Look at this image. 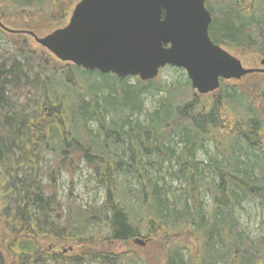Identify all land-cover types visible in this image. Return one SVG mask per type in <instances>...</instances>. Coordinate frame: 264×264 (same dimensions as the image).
<instances>
[{
  "label": "trees",
  "instance_id": "obj_1",
  "mask_svg": "<svg viewBox=\"0 0 264 264\" xmlns=\"http://www.w3.org/2000/svg\"><path fill=\"white\" fill-rule=\"evenodd\" d=\"M0 1L15 12H49L59 0ZM246 1L208 0V36L224 50L263 55L264 0ZM55 13L62 21L67 15ZM3 34L1 244L14 264L53 262L51 241L57 247L84 245L90 252L62 264H138L131 253L118 259L91 246L155 237L169 242L162 264L262 263L264 236H245L234 210L256 201L264 211V82H250L264 74L221 82L216 93L198 96L188 80L164 85L157 78H132L131 84V78L62 65L44 51L2 46V40L8 44ZM160 93L155 109L145 112L143 98ZM198 152L208 156L204 168L196 161ZM164 164L182 185L179 199L170 201L149 177ZM81 165L104 190V201L91 211L66 206L64 216L55 184L60 173L75 174ZM201 195L211 200L210 216ZM177 234L197 243L196 257L183 258ZM98 235L102 240H95Z\"/></svg>",
  "mask_w": 264,
  "mask_h": 264
},
{
  "label": "water",
  "instance_id": "obj_2",
  "mask_svg": "<svg viewBox=\"0 0 264 264\" xmlns=\"http://www.w3.org/2000/svg\"><path fill=\"white\" fill-rule=\"evenodd\" d=\"M208 0H80L67 24L34 42L57 61L117 79L154 80L165 67L182 69L198 96L221 82L264 73L212 43ZM216 1V0H213ZM0 29L7 30L0 21ZM264 66V57L260 61ZM134 244L143 245L134 240Z\"/></svg>",
  "mask_w": 264,
  "mask_h": 264
},
{
  "label": "rangeland",
  "instance_id": "obj_3",
  "mask_svg": "<svg viewBox=\"0 0 264 264\" xmlns=\"http://www.w3.org/2000/svg\"><path fill=\"white\" fill-rule=\"evenodd\" d=\"M79 1L80 0H59L51 8V10L54 12H51L50 10V13L46 10L40 9L15 12L5 2L0 1V13H2V15L0 14L1 24L9 31L18 32L17 34H10L9 32L0 29L4 33V39L8 42L7 44L4 40H2V46L13 47L14 45H18L24 49H32L33 51L42 52V49L34 42V40L30 36L27 35V33L33 32L37 37L42 38L50 34L51 32L62 28L66 25L73 7ZM246 3H248V1H246ZM58 9L60 10L58 11ZM55 10L57 13H59L60 11L63 13H67V15L64 16L65 18H63L64 21L60 20V18L56 16ZM1 16H3L4 18H2ZM225 50L231 56L238 59L245 69L261 68L259 62L261 59H263L264 54L258 55L252 52L249 53L235 48H229ZM157 79H159V81H161V83H163L164 85H170L176 82L183 84L185 81H187V76L182 69L165 67L160 71ZM247 81L248 80H245L244 83L246 84ZM133 82L134 81L131 78L130 83L132 84ZM250 82H264V77L254 79ZM162 97L163 93H160L158 96L153 98H143L145 112H152L156 107L157 101ZM175 147L176 146L174 145V149ZM206 151L209 157L214 158L216 156L214 148L211 144H208L206 146ZM208 156L203 152L197 153L196 161L201 164L202 168L208 165ZM47 160H50V157H47ZM207 174L208 172L205 170L204 175L208 176ZM149 177L152 180L155 179L158 185L163 187L165 194L170 201H172L173 199H179L181 195L180 192L182 189V185H180L179 182L173 180L174 178H171L166 164L161 166V171L159 173L150 171ZM45 183H48V181H46ZM55 185L58 192L57 200L63 206L64 216L66 214V206H70V208L78 207L83 211H91L98 209L104 201V190L98 187L96 181L93 179L92 173L83 165L80 166V170L75 174L68 175L66 173H60ZM200 197L203 203L204 213L207 216H210L212 204L209 196L201 195ZM62 218L61 220H63ZM234 218L242 229L243 234L248 238L253 240L264 236V225L261 227V222L264 221V211L261 210L256 201L243 202L240 208L234 210ZM88 229H93V232H98L101 230V228H98L97 226H89ZM81 235V237H85L83 234ZM99 236L100 235L96 237V241L101 239V236ZM4 238L5 234L3 233L2 224L0 222V264H14L11 261L8 253L4 250L3 245L1 244V241ZM176 238L183 242V245L180 246L182 248V255L184 256L183 258L186 261H188L189 255H192L193 257L197 256L198 252L196 251V248L197 250H199V248L194 240H192L190 237L185 239V237L183 238L179 234L176 235ZM135 240L141 241L143 245L140 246L138 244H134L132 241L129 245L128 243H102L103 245H101L100 243H95L91 247H93L95 253H112L113 256L117 257L118 259H121L119 257L124 255L125 253H131L135 257L133 259H135V261H138V264L163 263V257L170 249V247L168 246L169 242H163V239L158 237H155V240H149L148 238H140ZM76 243H78V241ZM55 245L56 243L54 241H51L49 244H47V248L53 252L54 257L53 262H49L48 264H62L61 259L65 261L75 260L77 259V257H80V255L84 251V254H86L87 252L90 253L88 250L83 248L85 247L84 245H81V247L80 245L75 246L71 242L65 243L64 245L58 247ZM185 245H187V248H183ZM261 264H264V259Z\"/></svg>",
  "mask_w": 264,
  "mask_h": 264
},
{
  "label": "flooded vegetation",
  "instance_id": "obj_4",
  "mask_svg": "<svg viewBox=\"0 0 264 264\" xmlns=\"http://www.w3.org/2000/svg\"><path fill=\"white\" fill-rule=\"evenodd\" d=\"M70 14H71V13H70ZM69 16H70V15H69ZM263 57H264V56H263ZM261 60H262V59H261ZM261 60H260V61H261ZM259 65H260V62H259ZM260 67H261V68H257V69H261V70L264 71V66H260ZM254 69H255V68H254ZM255 74H259V75H260V74H264V73H255Z\"/></svg>",
  "mask_w": 264,
  "mask_h": 264
}]
</instances>
